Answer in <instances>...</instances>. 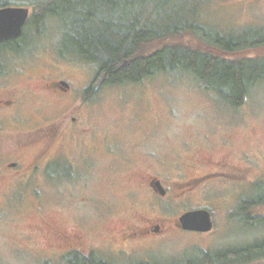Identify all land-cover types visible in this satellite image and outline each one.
I'll return each mask as SVG.
<instances>
[{
    "label": "rangeland",
    "instance_id": "1",
    "mask_svg": "<svg viewBox=\"0 0 264 264\" xmlns=\"http://www.w3.org/2000/svg\"><path fill=\"white\" fill-rule=\"evenodd\" d=\"M39 1L0 0L29 8L30 17L38 12L33 6ZM124 7L103 19L128 22L142 13L143 21L150 14L158 29L202 23L223 33L264 26V0H129ZM88 11H93L91 23L104 27L98 21L99 10H84ZM82 18L86 20L69 13L63 21L74 26L76 19L77 24L86 23ZM43 21L38 33L24 29L21 45L28 37L30 42L19 54L9 53L13 57L8 65L24 64V76L34 77L36 88L38 79L63 78L70 83L71 91L60 104L83 108L82 125L96 135L84 141L97 148L99 165L87 170L82 182L56 187L38 176L16 184L14 176L0 175V264L61 263L65 246L56 247L52 237L68 228L81 233L83 252L94 248L113 264L179 262L197 256L198 249L214 251L264 237V227L247 225L236 211L238 199L255 195L254 185L264 183V82L253 86L235 109L201 88L191 75L179 72H159L79 98L97 64L77 55L70 42L60 45V19ZM168 41L204 47L188 31ZM166 42L143 44L142 52ZM20 82L24 92L27 87ZM42 94L31 108L54 114L58 102L48 103V94ZM6 145L8 138L0 148ZM35 149L23 157L31 158ZM150 178L161 181L165 195L148 186ZM198 208L212 212L210 231L177 226L182 213ZM250 213L264 214V204ZM157 226L158 232L149 231ZM134 232V237L127 236Z\"/></svg>",
    "mask_w": 264,
    "mask_h": 264
},
{
    "label": "trees",
    "instance_id": "2",
    "mask_svg": "<svg viewBox=\"0 0 264 264\" xmlns=\"http://www.w3.org/2000/svg\"><path fill=\"white\" fill-rule=\"evenodd\" d=\"M128 1L40 0L33 6L38 12L28 17L25 29L29 27L38 33V26L44 23V18L61 20L64 34L60 45L70 42L77 55L97 64L95 76L87 87V94L106 86L138 83L159 72H179L191 75L201 88L215 94L222 104L235 109L245 101L253 86L264 82V26L223 33L210 30L202 23L163 25L158 29L150 14L143 21L142 13L128 22H107L103 19L104 16L113 17L112 14L118 8L125 9ZM3 6L9 5L0 2V7ZM89 8L99 10L101 17L98 21L104 27L91 23L93 11L84 12ZM69 13L85 17L86 20H82L86 23L77 24L76 19L73 21L74 26L68 25L63 20L67 19ZM107 23L109 24L106 25ZM185 31L193 34L204 47L194 48L168 41ZM23 38L24 34L22 37L0 42V48L19 52L23 49ZM29 39L28 37L27 40ZM163 39H167L163 45L151 52H142L143 44ZM254 186L258 193L243 199L236 211L247 225L264 227V214L250 213L252 208L264 204V183H256ZM263 261L264 237L214 251L198 249L197 256L179 262L154 263L140 260L132 264H264ZM59 264L113 263L98 253L72 252L63 255Z\"/></svg>",
    "mask_w": 264,
    "mask_h": 264
},
{
    "label": "flooded vegetation",
    "instance_id": "3",
    "mask_svg": "<svg viewBox=\"0 0 264 264\" xmlns=\"http://www.w3.org/2000/svg\"><path fill=\"white\" fill-rule=\"evenodd\" d=\"M24 29L25 25L20 37L23 36ZM32 30L36 32L35 29ZM28 42L30 39L24 41V45L21 46L25 48ZM19 52L0 48V143L4 141L6 144V139H9V146H4L3 150L0 148V175L14 176L16 184L29 176H38L44 183L50 181L53 187L64 182L71 184L75 181L82 182V175L87 170L95 171L99 165L97 148L84 141L85 137L89 136V140L96 137L94 129L89 127L88 130L82 125L81 114L84 110L81 105L68 107L60 104L71 91V85L65 79L52 78L47 81L38 79L40 88H36L33 86L37 80L32 76H24L23 70L26 68L24 64L22 67L14 65V68L8 65V60L13 57L9 53ZM22 80L29 88L28 91L26 88L22 92L18 87ZM80 89L79 98L87 93V86L84 85ZM43 92L48 94V103H52L53 100L58 102L55 103L58 108L54 114L46 115L41 111L43 107L40 110L31 108L33 102L43 98ZM32 148H36V153L29 159L24 158L23 155ZM55 177L60 178V182L54 180ZM156 181L161 183L158 179L150 178L148 186L158 193L155 188ZM242 200L240 197L237 204L239 205ZM208 211L213 222L212 212ZM77 224L83 226L78 222ZM149 231L158 232L159 226L150 228ZM135 235L136 232L127 236ZM52 238L55 239L56 247L60 245L58 243L65 246L62 255L72 252L98 253L94 248H89L87 253L83 252L81 248L83 237L81 233L71 228L60 231Z\"/></svg>",
    "mask_w": 264,
    "mask_h": 264
},
{
    "label": "water",
    "instance_id": "4",
    "mask_svg": "<svg viewBox=\"0 0 264 264\" xmlns=\"http://www.w3.org/2000/svg\"><path fill=\"white\" fill-rule=\"evenodd\" d=\"M30 11L24 6L0 7V42L21 35ZM155 188L160 195L165 194V189L159 181L155 182ZM178 227L193 232H208L213 227L210 212L205 208L188 210L178 218Z\"/></svg>",
    "mask_w": 264,
    "mask_h": 264
}]
</instances>
